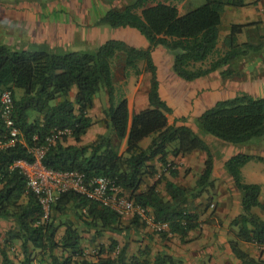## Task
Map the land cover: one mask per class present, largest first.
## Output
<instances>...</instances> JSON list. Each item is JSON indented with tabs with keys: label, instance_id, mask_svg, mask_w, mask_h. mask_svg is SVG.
<instances>
[{
	"label": "trees",
	"instance_id": "1",
	"mask_svg": "<svg viewBox=\"0 0 264 264\" xmlns=\"http://www.w3.org/2000/svg\"><path fill=\"white\" fill-rule=\"evenodd\" d=\"M246 0H205L184 14L170 0H135L120 10L110 7L96 22L97 25L130 27L138 30L149 45L137 48L119 39H108L95 51H69L17 49L0 44V96L12 91L13 118L20 131L15 144L0 150V219L14 220L17 227L10 229L1 248L3 264H11L6 249L14 242H21L22 264H177L165 251L152 254L150 246L139 248L130 255L126 243L112 239L109 255H103L102 246L98 259L92 260L81 246L84 230H94L92 240L105 231L121 233L131 227L144 226L137 217L125 225L122 215L109 207L75 191L62 192L45 219L37 196L27 187L26 177L12 168L18 159L33 160V148H46L43 163L55 170H78L87 180L106 177L123 191L135 204L150 208L156 221L169 224L168 232L186 236L201 224V213L193 207L195 199L214 188V162L205 160L202 174L194 187L166 183L167 195H162L154 184L140 190L145 176L156 174L150 164L155 158L166 166L172 175L177 171L168 162V155L185 156L198 150H208L206 136H214L228 143H248L264 137V94H238L220 100L194 119L195 126L187 119L176 118L170 124L172 109L161 98L157 66L152 53L163 46L174 56V72L185 81L218 72L222 79L240 77L243 72L238 62L252 52L264 48V35L256 42H239L238 36L249 27L259 29L262 22L231 24L220 48V25L226 7L242 8ZM124 59L127 67L139 76L151 75L148 100L150 106L133 115L129 121L128 100L122 98L115 105L114 63ZM143 62V63H141ZM77 88L75 98L70 92ZM16 89L22 94L17 96ZM104 90L108 96L105 111L106 123L118 139L100 135L90 144H82V137L93 125L89 115L96 95ZM181 121L183 124L178 125ZM69 128L75 144H68V135L50 141L55 129ZM8 129L0 116V137ZM152 136L144 148L141 142ZM126 139V149L120 152V141ZM251 160L264 163V157L238 154L225 162L227 171L236 186L244 193L242 213L231 225L238 227V236L230 241L234 255L242 264H264V258H254L240 247V242L255 243L264 248V220L254 214L255 206L264 208L259 200L261 186L246 183L242 167ZM125 195V194H124ZM208 198L205 212L212 205ZM64 235L59 237L60 228ZM112 251H116L114 256ZM264 251V249H263Z\"/></svg>",
	"mask_w": 264,
	"mask_h": 264
},
{
	"label": "crops",
	"instance_id": "2",
	"mask_svg": "<svg viewBox=\"0 0 264 264\" xmlns=\"http://www.w3.org/2000/svg\"><path fill=\"white\" fill-rule=\"evenodd\" d=\"M246 3L247 5L242 7V9L249 8V10L243 11L245 13L240 14L236 13L238 12L236 11V16L233 19L247 21V23L252 21L264 22V0H246ZM65 6H67V2L63 0H48L47 2H40L39 0H0V44L27 50H32L29 48L32 46L37 47L38 45L44 50L57 52L62 50L63 48L61 47L67 45L68 42L74 41L76 37L78 39L80 37L83 41L92 42L98 38L99 34L101 35L103 30L101 27H104V29L107 27V25H97L96 22L100 19L98 18L94 24V28L88 30L85 28L81 29L76 27V23L67 17L61 15L54 19L51 15V18L47 17L43 12V10L49 12L52 10H63ZM108 9L106 8L105 11ZM115 29L119 31L120 40L132 46L147 47L149 45L146 38L134 28L115 27ZM166 52L168 50L163 46H157L152 56L158 66L160 94L165 100L167 99V102L174 109V111L172 110L173 114L168 116L170 124L174 123L176 117L187 116L188 120L186 124L194 127V119L207 110L212 96L218 94V91H227L229 88L242 85V76L246 74L247 76L249 74L254 75L253 79L249 77L246 80L247 83L251 82L252 89L264 88V77H261V65L256 60L257 57L252 58L253 65L248 59L250 56L244 57L238 62V67L243 72V75L240 77L222 79L218 72H214L208 76L187 82L182 80L174 71H171L173 58L172 56L169 58V53ZM148 76V72L141 74L138 82H135L134 86H132L131 93H127L128 95L126 94L127 96H125L128 100L129 121H131L134 114L148 108L150 105L148 94L138 95L141 84L145 77L148 78ZM16 90V95L20 96L22 90ZM175 90L178 92V98L174 97V95L172 96ZM76 92L77 88L73 87L70 92L71 100L75 98ZM103 105L99 103V97L96 95L94 107L89 112L93 125L82 137V144L94 142L100 134L105 132V128L99 123V120L104 117L101 112ZM177 124L181 125L183 123L177 122ZM67 137L68 144H75V140L71 135ZM112 138L116 143L118 142L116 137ZM125 149L126 139L120 141V152L123 153ZM200 151L198 150L185 156L169 154L167 159L170 165L173 164V169L177 171L176 175H172L170 170L159 161V158H155L150 164L155 166L157 172L152 176L144 177L140 190L145 191L148 187L156 184L157 190L162 195H167L166 183L168 181L183 187H194L198 179L195 174L196 169H200L202 174L205 167L204 155ZM246 165L242 167L243 170ZM220 166H223V164H214L213 167L214 188L195 199L196 211L202 213L204 208L200 204L201 201L205 200L204 196L207 195L208 198H212L215 215L209 217L211 215L210 210L203 213L200 216V226L190 231L186 236L182 237L168 232V237H163L160 233H155L147 227H131L121 233L105 231L102 236L96 240H92L94 230L91 229L84 230L82 233L81 246L89 253L90 251L85 249L86 246H90V244H107V241L111 238L117 240L120 247L129 243L128 250L130 255L137 253L139 248L150 246L153 255L159 251H165L175 258L177 264H242L232 252L230 241L236 239L238 236V227L231 225V222L242 213L244 193L236 186L233 177L226 167L224 169L223 166L220 169ZM123 193L126 196L127 192L123 191ZM259 200L264 204V186ZM252 212L264 220V208L255 206ZM122 217L123 221L127 219V221H124V224L132 219V215H122ZM209 218L210 223H207L206 221ZM214 219L215 221L213 222L212 220ZM16 227L17 225L14 220L0 219L1 248H4L6 245L5 238L7 232ZM64 230V227L60 228L59 237L64 235ZM145 234H150L153 240ZM88 235L92 236V242L90 243L86 240V236ZM18 246L21 248L20 241H16L9 248H5L11 264L17 262L13 254H15ZM240 247L254 258H264V248L255 243L241 241ZM3 259L0 250V264H3Z\"/></svg>",
	"mask_w": 264,
	"mask_h": 264
},
{
	"label": "rangeland",
	"instance_id": "3",
	"mask_svg": "<svg viewBox=\"0 0 264 264\" xmlns=\"http://www.w3.org/2000/svg\"><path fill=\"white\" fill-rule=\"evenodd\" d=\"M39 1L40 2H47L48 0H39ZM63 1L67 2V6H65V9H63V10H52L50 12L47 10H43L44 14L47 17H50V15H51L52 18H54V19H56L62 15L63 17H67L68 19L73 20V22L76 23V27L81 28V29L85 28L86 30H88V29H92L95 27L94 26L95 22L97 21L98 18H101L106 13V11H105L106 8L117 7L118 9L122 10L125 8L126 5L130 4L131 2H134L135 0H63ZM170 2L175 4L178 7L179 12L181 14H184L187 11H190V10L202 5L205 2V0H170ZM246 10H249V8H243L242 9V8L226 7V9L224 10V12L222 14V22L220 25L219 43H220L221 49L225 48L224 37L229 34L231 24H233V23H236V24L247 23V21H241V20L233 19L234 16H236L235 12L238 11L236 13L240 14V13H245L243 11H246ZM252 22H255V21H252ZM103 25H106V24H103ZM101 29H103L101 32V35L99 34L98 38L96 40L89 42V41H83L80 37H79V39H78V37H76L74 41L68 42L67 45L62 46L61 48H63V49L60 51H57V53H65V52H69V51H95V50H97V48L102 43H104L108 39H119L120 40V36L118 35L119 31L117 29H115V27L113 28V27L107 25V27L105 29H104V27H101ZM261 35H264V22H262V25H261V27H259V29L255 28L253 26V27H249L247 30H244L243 33H241L238 36V41L239 42L248 41V42L254 43V42L258 41V39ZM135 47L143 48L140 46H135ZM29 49L44 50V49L40 48L38 45H37V47L32 46ZM50 52H52V51H50ZM166 53H169L168 54L169 58H171V56H172L173 61H174L173 54L170 53L169 51ZM253 57H257L256 60H258V63L261 65V68H260L261 77H264V48H262L259 51L252 52V54H250V57L248 59L250 60V63H252V65H253V61H252ZM141 63H143V62H141ZM171 71H174L173 64L171 66ZM145 73H147V72H145ZM148 75H149L148 78L145 77L143 83L141 84V88L138 91L139 96H142L144 94H149L150 84H151L150 83L151 75H150V73H148ZM139 76L135 73V70L133 68L126 66L123 58L121 60H117L114 63V87H115L114 104L115 105H117L122 98H126L125 96H127L129 93H131L130 91L132 89V86H134L135 82H138ZM157 76H158V72H157ZM249 77L253 79L254 75L249 74V76H247V74H246V75L242 76L243 84L238 86V87L229 88L227 91H218L217 92L218 94L212 96L211 101H210L211 103L207 109L214 106L215 103L220 101V100L233 98V97L237 96L238 94L249 93V94L256 95V96L261 95L264 92V88L259 87V88L252 89L253 87H252L251 82H249V83L246 82V80ZM158 80H159V78H158ZM187 82H190V81H187ZM244 82H246V83L244 84ZM16 91H19V89H17ZM159 93H160V81H159ZM173 95H174V97L178 98V92L176 90L172 93V96ZM160 96L167 103V105L169 107H171L172 110L174 111L173 107L170 106V104L167 102V99L165 100L161 94H160ZM97 97H99V103L104 104L102 107V110H101L104 117H102L99 120V123L102 127L105 128V132H103L100 135L117 137L114 130L112 129V127H108V125L106 123L105 111L109 106L108 96H107L106 92L104 90H101L97 94ZM172 114H173V112H172ZM169 115H171V114H169ZM180 118H183V117H180ZM180 118H178V119H180ZM184 118L188 120L187 116H184ZM192 118H194V117H192ZM178 122H181V121H178ZM205 139L208 143V150H201L200 151L201 153L203 152L204 159L206 160L209 156H211L214 164H217V165L223 164L224 169H225V161H227L231 157L238 155V154L264 157V137L260 138V139L252 140L248 143H238V144L228 143V142H225V141L218 139L214 136H208ZM151 140H152V136L145 138L143 140V142H141L142 147H144V148L147 147V145L150 144ZM36 148H39V147H36ZM223 166H220V169H222ZM241 172H242V178L246 183L259 184L263 190V186H264V163L263 162L258 161V160H251L247 163L244 170L243 169L241 170ZM195 174H196V177L199 178V176L201 175V170L196 169ZM204 198H205V200L201 201L200 205L205 210V207L208 203V196L205 195ZM192 206L195 207V209H196L195 202L193 203ZM214 209H215V207L210 206L209 210L211 211L210 212L211 215L209 217L215 215ZM204 210L201 213V215L203 213H205ZM50 214H51V212H50ZM132 219H133V216H132ZM132 219L129 220V222H131ZM124 221H127V219H124ZM212 221L214 222L215 219ZM129 222H126L125 225L126 224L129 225ZM206 222L210 223V218L207 219ZM143 225L144 226H142V227H146L145 224H143ZM142 227H140V228H142ZM145 235H148L150 237V239L153 240V237L150 236V234H145ZM91 237L92 236H89V235L86 236L87 242H89V243L92 242ZM111 242H112V239L110 238L107 241V244H100V245H96V244L91 245L90 244V246H86L85 249L90 251L89 253H87L85 251L86 256L92 260L98 259L97 257L99 256V251L101 250L102 246L105 248V252L103 253V255H107V254L109 255V253H110L109 249H110ZM119 248H120V246H119ZM111 254H112V256H114L116 254V251H112ZM13 255H14L15 260L18 262V263L15 262V264H22L23 253H22V250L19 246L17 247L15 254H13Z\"/></svg>",
	"mask_w": 264,
	"mask_h": 264
},
{
	"label": "built area",
	"instance_id": "4",
	"mask_svg": "<svg viewBox=\"0 0 264 264\" xmlns=\"http://www.w3.org/2000/svg\"><path fill=\"white\" fill-rule=\"evenodd\" d=\"M13 110L12 91L5 90L0 96V116L8 129V135L0 137V150L15 144L19 139L20 131L15 125ZM65 135H71L69 128L55 129L49 140ZM45 151L44 147L33 148V160L18 159L12 166L26 177L27 187L37 196L45 219L50 216L52 205L60 193L75 191L120 215L137 217L155 233L169 231L168 223L156 221L149 208L135 204L122 194V190L112 180L103 176L87 180L84 173L78 170L61 171L45 166L43 163Z\"/></svg>",
	"mask_w": 264,
	"mask_h": 264
}]
</instances>
